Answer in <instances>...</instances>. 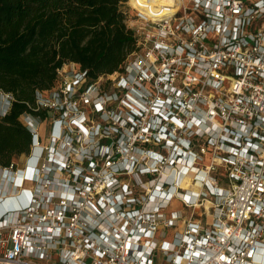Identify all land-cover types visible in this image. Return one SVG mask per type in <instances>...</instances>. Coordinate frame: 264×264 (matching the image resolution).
<instances>
[{"label": "built area", "instance_id": "obj_1", "mask_svg": "<svg viewBox=\"0 0 264 264\" xmlns=\"http://www.w3.org/2000/svg\"><path fill=\"white\" fill-rule=\"evenodd\" d=\"M127 4L124 64H65L20 117L0 264H264V0Z\"/></svg>", "mask_w": 264, "mask_h": 264}, {"label": "trees", "instance_id": "obj_2", "mask_svg": "<svg viewBox=\"0 0 264 264\" xmlns=\"http://www.w3.org/2000/svg\"><path fill=\"white\" fill-rule=\"evenodd\" d=\"M128 0H0V88L15 96L0 118V164L27 153L31 133L20 117L58 70L75 63L97 78L112 74L138 49Z\"/></svg>", "mask_w": 264, "mask_h": 264}, {"label": "rangeland", "instance_id": "obj_3", "mask_svg": "<svg viewBox=\"0 0 264 264\" xmlns=\"http://www.w3.org/2000/svg\"><path fill=\"white\" fill-rule=\"evenodd\" d=\"M124 10L126 11V13L128 14V19L129 18H133V11L129 8L128 4L126 3L124 5ZM129 24L132 23V21L129 19L128 21ZM42 131H43V134H49V128L47 129V125H43L42 127ZM169 233L171 234V231L169 230ZM163 259V254L160 252L157 256V261H160Z\"/></svg>", "mask_w": 264, "mask_h": 264}, {"label": "snow or ice", "instance_id": "obj_4", "mask_svg": "<svg viewBox=\"0 0 264 264\" xmlns=\"http://www.w3.org/2000/svg\"><path fill=\"white\" fill-rule=\"evenodd\" d=\"M249 255H251V253H249Z\"/></svg>", "mask_w": 264, "mask_h": 264}]
</instances>
